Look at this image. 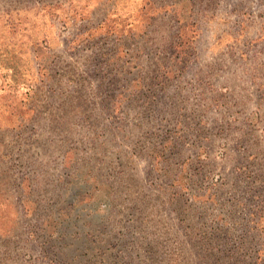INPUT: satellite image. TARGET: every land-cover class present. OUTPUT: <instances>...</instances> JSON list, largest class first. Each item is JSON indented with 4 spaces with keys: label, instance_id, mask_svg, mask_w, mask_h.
Masks as SVG:
<instances>
[{
    "label": "rangeland",
    "instance_id": "374dc122",
    "mask_svg": "<svg viewBox=\"0 0 264 264\" xmlns=\"http://www.w3.org/2000/svg\"><path fill=\"white\" fill-rule=\"evenodd\" d=\"M0 264H264V0H0Z\"/></svg>",
    "mask_w": 264,
    "mask_h": 264
}]
</instances>
